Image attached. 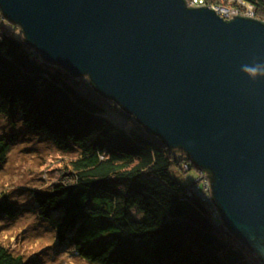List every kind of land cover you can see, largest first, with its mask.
<instances>
[{"label": "water", "instance_id": "1", "mask_svg": "<svg viewBox=\"0 0 264 264\" xmlns=\"http://www.w3.org/2000/svg\"><path fill=\"white\" fill-rule=\"evenodd\" d=\"M42 57L90 80L207 174L222 222L264 264V21L187 0H0Z\"/></svg>", "mask_w": 264, "mask_h": 264}, {"label": "trees", "instance_id": "2", "mask_svg": "<svg viewBox=\"0 0 264 264\" xmlns=\"http://www.w3.org/2000/svg\"><path fill=\"white\" fill-rule=\"evenodd\" d=\"M226 20L246 15L229 0H187ZM264 21V0H239ZM0 115L43 133L73 156L52 189H33V210L60 245L90 264H263L220 219L206 173L185 183L172 173L196 167L90 80L46 61L0 10ZM17 135L0 134V168ZM0 192V216L22 210ZM1 226V224H0ZM0 241V264H30Z\"/></svg>", "mask_w": 264, "mask_h": 264}, {"label": "rangeland", "instance_id": "3", "mask_svg": "<svg viewBox=\"0 0 264 264\" xmlns=\"http://www.w3.org/2000/svg\"><path fill=\"white\" fill-rule=\"evenodd\" d=\"M233 7H240L251 14V7L239 0H229ZM223 12L237 13L230 8ZM17 135L9 149L8 162L0 168V192L7 191L11 199L21 206H28L14 216H0V241L22 255L30 264H90L82 259L71 244L60 245L54 225L33 210V189H52L60 177L59 164L73 156L75 151L65 153L46 134L34 133L18 120L10 121L0 115V134ZM202 173V171L200 170ZM172 173L185 183L197 178L198 168Z\"/></svg>", "mask_w": 264, "mask_h": 264}, {"label": "clouds", "instance_id": "4", "mask_svg": "<svg viewBox=\"0 0 264 264\" xmlns=\"http://www.w3.org/2000/svg\"><path fill=\"white\" fill-rule=\"evenodd\" d=\"M241 71L252 81L264 78V63L253 61L252 64H244Z\"/></svg>", "mask_w": 264, "mask_h": 264}, {"label": "built area", "instance_id": "5", "mask_svg": "<svg viewBox=\"0 0 264 264\" xmlns=\"http://www.w3.org/2000/svg\"><path fill=\"white\" fill-rule=\"evenodd\" d=\"M198 1H201V0H198ZM202 2V1H201ZM190 5H192V6H196L195 4H194V2L193 3H191ZM220 10H222L223 11V8H220ZM239 13V12H238ZM254 13L251 11V14H250V11H249V13L248 14H246V15H248V16H252Z\"/></svg>", "mask_w": 264, "mask_h": 264}]
</instances>
